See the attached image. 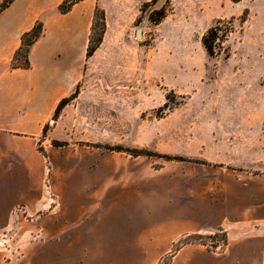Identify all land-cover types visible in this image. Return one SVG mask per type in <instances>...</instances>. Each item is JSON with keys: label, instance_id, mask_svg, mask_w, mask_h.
Here are the masks:
<instances>
[{"label": "rangeland", "instance_id": "rangeland-1", "mask_svg": "<svg viewBox=\"0 0 264 264\" xmlns=\"http://www.w3.org/2000/svg\"><path fill=\"white\" fill-rule=\"evenodd\" d=\"M97 9L102 44L78 97L41 136L43 177L29 181L57 209L27 218L23 205L3 208L0 264H259L264 0ZM218 21L231 31L211 57L203 36ZM94 22L97 38L100 14ZM191 234L200 236L171 258Z\"/></svg>", "mask_w": 264, "mask_h": 264}, {"label": "crops", "instance_id": "crops-1", "mask_svg": "<svg viewBox=\"0 0 264 264\" xmlns=\"http://www.w3.org/2000/svg\"><path fill=\"white\" fill-rule=\"evenodd\" d=\"M63 1L14 0L0 12V169H4L0 171V211L4 208L11 213L23 205L20 212L23 217L26 211L27 218L39 212L40 206L53 212L57 209L44 201L42 186L29 181L43 177L46 157L38 143L45 127L52 122L60 101L70 97L83 78L97 9V0H82L72 11L61 14L58 10ZM38 21L45 30L29 52L31 68L13 69L22 35ZM20 222L25 221L20 218ZM42 252L51 256L44 247ZM261 254L258 263L264 264V249ZM53 264L64 262L56 259Z\"/></svg>", "mask_w": 264, "mask_h": 264}, {"label": "trees", "instance_id": "trees-1", "mask_svg": "<svg viewBox=\"0 0 264 264\" xmlns=\"http://www.w3.org/2000/svg\"><path fill=\"white\" fill-rule=\"evenodd\" d=\"M82 0H64L60 7H59V13L61 14H66L69 11H72L74 5L79 3ZM14 0H4L2 3H0V12L7 7H9ZM165 13H167L166 8L164 7L160 12H157L156 14H160V18L154 19V15H151V20L158 22L165 16ZM101 15V25H102V31L100 34L95 37V32H96V27L97 23L94 22L93 28L90 34V40H89V46H88V51L86 52V58L90 59L93 57L94 53L97 52L99 49L100 45L102 44L103 41V36L106 28V23H105V18H104V13L103 11L96 10L95 11V16ZM245 18H243L242 22H245ZM44 24L41 21H38L37 24L34 26V28L30 31L25 32L22 35V45L19 50L15 53V56L13 58L12 62V68L13 69H19V68H31V63L29 61V52L34 46V44L40 39V37L44 33ZM230 27L228 28V25L223 22V21H218L212 28H209L208 32L204 34L203 36V44L209 53L211 57L217 55V46L223 42L224 39L229 35L230 32ZM79 93V86L77 87L76 91H74L70 97H65L63 98L60 103L58 104V107L56 111L54 112L53 120H57L61 114V112L64 110V108L69 105L72 101H74L78 97ZM47 130V126L45 127V131ZM44 131V133H45ZM41 152L44 154L46 157L45 153L43 150L40 148ZM122 150V149H120ZM142 154V152H141ZM218 231H222V229H219ZM200 235L198 234H191L187 236L184 241H182L180 246L175 245V250L174 254L171 255V258L175 255V252L179 251L183 245H188L190 243H194L197 238H199ZM224 244L227 246V238L226 236L224 237ZM171 261V259H170ZM170 264V262H169Z\"/></svg>", "mask_w": 264, "mask_h": 264}]
</instances>
